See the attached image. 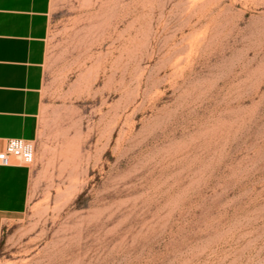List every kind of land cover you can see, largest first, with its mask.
Here are the masks:
<instances>
[{
	"label": "rangeland",
	"instance_id": "374dc122",
	"mask_svg": "<svg viewBox=\"0 0 264 264\" xmlns=\"http://www.w3.org/2000/svg\"><path fill=\"white\" fill-rule=\"evenodd\" d=\"M40 118L0 264H264V0H52Z\"/></svg>",
	"mask_w": 264,
	"mask_h": 264
},
{
	"label": "crops",
	"instance_id": "0c3cea01",
	"mask_svg": "<svg viewBox=\"0 0 264 264\" xmlns=\"http://www.w3.org/2000/svg\"><path fill=\"white\" fill-rule=\"evenodd\" d=\"M52 0H0V150L9 137L38 140ZM33 165L0 163V235L28 206Z\"/></svg>",
	"mask_w": 264,
	"mask_h": 264
},
{
	"label": "built area",
	"instance_id": "2783aa9c",
	"mask_svg": "<svg viewBox=\"0 0 264 264\" xmlns=\"http://www.w3.org/2000/svg\"><path fill=\"white\" fill-rule=\"evenodd\" d=\"M37 141L24 137H9L3 149L0 150V163L15 162L31 165L35 159ZM18 160V161H16Z\"/></svg>",
	"mask_w": 264,
	"mask_h": 264
}]
</instances>
